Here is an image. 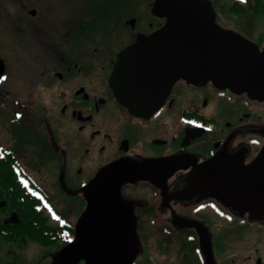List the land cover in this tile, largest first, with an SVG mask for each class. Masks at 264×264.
<instances>
[{
  "label": "flooded vegetation",
  "instance_id": "af4514ba",
  "mask_svg": "<svg viewBox=\"0 0 264 264\" xmlns=\"http://www.w3.org/2000/svg\"><path fill=\"white\" fill-rule=\"evenodd\" d=\"M51 7L50 0H0V59L6 65L0 157L12 159L0 164V170L9 167L8 179H0L6 262L54 264L76 241L88 207L83 189L102 169L120 161H167L151 172L152 180L121 190L133 206L138 237L128 264H264V217L220 200L212 166L226 157L243 169L262 154L264 102L181 81L157 113L138 118L110 87L117 55L138 36L125 41L108 33L92 47L85 11L66 16ZM155 19L146 36L167 24ZM45 129L61 139L68 171L60 185L40 178L41 188L17 154H27L32 136ZM71 187L85 205L73 203ZM20 196L27 200L13 207L11 199ZM12 215L18 224H7Z\"/></svg>",
  "mask_w": 264,
  "mask_h": 264
},
{
  "label": "water",
  "instance_id": "95a60500",
  "mask_svg": "<svg viewBox=\"0 0 264 264\" xmlns=\"http://www.w3.org/2000/svg\"><path fill=\"white\" fill-rule=\"evenodd\" d=\"M156 18L167 24L117 55L110 87L117 101L138 118L149 119L166 102L178 82L217 89L264 102V47L217 23L210 0H156ZM36 12L31 16L35 17ZM135 29V21L128 22ZM5 62L0 59V79ZM249 167L217 158V197L228 205L264 217V150ZM165 162L120 161L102 169L83 189L87 210L77 225L76 241L54 264H128L138 251L133 206L124 201L123 186L152 180ZM3 204L0 205V208ZM10 223H19L12 215Z\"/></svg>",
  "mask_w": 264,
  "mask_h": 264
},
{
  "label": "rangeland",
  "instance_id": "374dc122",
  "mask_svg": "<svg viewBox=\"0 0 264 264\" xmlns=\"http://www.w3.org/2000/svg\"><path fill=\"white\" fill-rule=\"evenodd\" d=\"M57 9L60 7L62 15L69 16L73 9H78V14L85 13L88 15L89 36L91 37L92 47L98 45L107 38L108 33H118L125 36V41L133 39L139 35H145L152 30V25L156 19L153 15V6L156 0H50ZM221 3V8H220ZM61 4V5H59ZM232 4L231 1L219 0V4L215 5L217 14V23L225 30H232L241 34L245 39L257 44L264 37V15L256 18H248L238 24L228 25L225 22L223 13L224 7ZM58 5V6H57ZM228 7V9H229ZM49 8V6L47 7ZM56 10V11H57ZM49 11V10H48ZM53 13V12H51ZM233 18V17H232ZM135 21L136 28L132 29L128 22ZM108 29L107 32L100 33V29ZM123 41L121 40V43ZM34 111L28 108L27 111ZM32 145L26 153L19 156L20 162L24 163L25 169L29 176H32L37 184L42 188L44 183L40 182V178L54 180L60 185L67 179V168L65 154L61 139L55 133L43 132L32 136ZM47 196L53 197V193L45 192ZM70 195L73 203L80 206L85 202L80 192L74 191L71 187ZM78 220V217H74ZM81 218V217H80ZM0 264H9L6 262L7 253L10 250L9 245L0 239ZM47 263V262H46ZM49 264V263H47ZM52 264V263H51Z\"/></svg>",
  "mask_w": 264,
  "mask_h": 264
},
{
  "label": "trees",
  "instance_id": "16d2710c",
  "mask_svg": "<svg viewBox=\"0 0 264 264\" xmlns=\"http://www.w3.org/2000/svg\"><path fill=\"white\" fill-rule=\"evenodd\" d=\"M212 4L215 5L219 4V0H210ZM225 1H231V0H225ZM229 6L224 7V10L222 9L221 14L223 13V17L225 19L226 24L233 25L238 24V22H242L246 19L250 18H258L261 15H264V0H232V4ZM221 8V3H220ZM233 17V18H232ZM260 50L264 47V37L260 39V41L257 43ZM11 155V154H9ZM8 155V156H9ZM12 159H7L6 157H0V164H6L7 162L11 161ZM9 168V167H8ZM8 168L7 166L3 167L0 170V179L1 180H7L9 175L8 174ZM11 170L14 172V168H11ZM17 177H19L17 175ZM4 184V183H3ZM27 200L25 197H18L17 199L13 200L11 199V205L13 207L20 206L21 203H24V201Z\"/></svg>",
  "mask_w": 264,
  "mask_h": 264
}]
</instances>
